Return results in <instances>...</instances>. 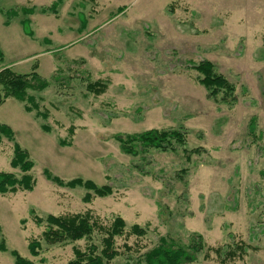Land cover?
<instances>
[{"label":"rangeland","instance_id":"rangeland-1","mask_svg":"<svg viewBox=\"0 0 264 264\" xmlns=\"http://www.w3.org/2000/svg\"><path fill=\"white\" fill-rule=\"evenodd\" d=\"M11 9L18 15L8 19ZM201 62L231 95L209 96L190 68ZM4 68L49 85L27 91L37 110L12 98L0 106V125L13 134L1 137L0 173L22 175L10 165L17 144L34 181L0 194V264H15L13 252L30 264H68L91 245L99 252L97 229L50 245L45 223H35L86 212L105 227L124 222L111 264H146L162 238L188 248L197 236L205 246L183 264H264V0H0ZM92 82L105 91L88 92ZM151 130L182 131L184 144L160 151L118 140ZM49 176L111 194L90 192L88 201L84 188Z\"/></svg>","mask_w":264,"mask_h":264},{"label":"trees","instance_id":"trees-1","mask_svg":"<svg viewBox=\"0 0 264 264\" xmlns=\"http://www.w3.org/2000/svg\"><path fill=\"white\" fill-rule=\"evenodd\" d=\"M60 1V0H59ZM56 4V3H55ZM43 13L52 11L51 8H44L41 10ZM23 13H32L30 9H22ZM16 10H9L6 12L8 19L12 16H17ZM23 26V33L28 37H31V30L28 20L21 21ZM9 24V20L5 22V25ZM197 71L200 75V83L209 91L211 97H215L218 92L223 91L226 95H231L233 87L227 83L224 77L216 74L212 65L209 62H201L197 65L192 64L191 67ZM49 83L40 78L35 72L29 74L20 75L15 74L11 69L4 68L0 71V106L6 99L12 98L21 103H26L25 111L31 112L37 110L38 105L34 98L27 96V91H40L45 89ZM106 89V86L100 82H92L86 85V90L94 95L102 94ZM36 115L42 118H46L47 114L36 113ZM42 129L48 132L49 128L44 126ZM72 130V129H71ZM1 137H5L12 140V131L3 125H0V142ZM128 137V138H127ZM127 141L118 138L120 143L128 145L129 140L139 143L140 146L147 148H154L160 151H166L170 146V142L183 145L185 133L182 131L174 130H151L137 135L127 136ZM13 158L10 163L13 169L18 168L22 175L19 179L12 173H0V194L14 193L16 191L31 190L34 185V181L29 174L32 168V162L29 160L28 155L17 144L13 147ZM50 177V176H49ZM55 184L61 187L76 188L82 187L87 192L86 200L91 199L90 192L96 197H104L111 194V189L107 186H97L92 181L82 180L80 178L70 181H63L56 177H50ZM35 223L41 225L45 223L46 229L42 236L47 244H63L73 243L82 239L90 238L95 230H99L103 235L101 239V250L98 252L94 245L89 246L86 251L80 249H74V258L68 264H111V261L118 256V252L114 246L115 238L122 236L125 232L124 222L120 217H116L110 225L103 226L98 224L92 216L86 212L83 214H74L66 216H48L46 219L36 218ZM133 232L135 228H132ZM131 230V233H132ZM205 245L202 243V238L197 236V242L193 240L192 245L186 248L184 245H179L173 241L162 238L159 246L146 254V264H183L187 260L193 261L195 253L199 252ZM40 244L38 241L33 240L29 244V251L32 255H37V250ZM220 252V253H219ZM218 253L221 254V250ZM15 258V264H30L28 261L22 259L17 253H12ZM223 262L230 260L228 255L223 254Z\"/></svg>","mask_w":264,"mask_h":264}]
</instances>
